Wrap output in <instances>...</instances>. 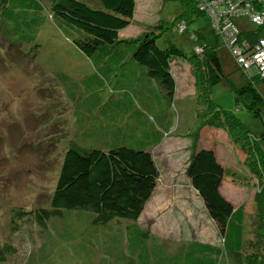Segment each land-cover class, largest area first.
<instances>
[{
	"label": "trees",
	"instance_id": "1",
	"mask_svg": "<svg viewBox=\"0 0 264 264\" xmlns=\"http://www.w3.org/2000/svg\"><path fill=\"white\" fill-rule=\"evenodd\" d=\"M165 1H180L186 7L192 1V11L211 21L213 30L227 49L226 41L216 31L211 16L200 11L201 0ZM92 2L0 0L1 32L10 44L26 51L28 58L39 61L45 72V59L40 63L44 28L52 26L60 34L54 35L61 43V46L57 44L58 50L62 48L53 54V59L60 58L54 67L57 70L56 85L63 90L76 118L71 123L74 138H69L71 134L68 132L59 136L69 140V144L50 207L27 212L13 209L14 232H17L19 222L27 217L47 231L52 222L74 214L79 221L70 230L66 228L69 223L63 226L67 233L60 236L71 244L68 251L74 256L70 260L76 262L74 264H152L151 258L154 264H264L262 239L256 255L244 257V207H234L223 196L221 185L229 174L218 161L216 152L199 150L197 141L192 148L187 177L204 201L210 218L217 224L222 245L192 241L172 253L164 248L157 234L141 225L140 220L160 176L150 148L160 144L173 128L169 116L166 112L164 114L156 99L158 88L164 93L165 109L169 111L175 105L177 91L172 74L173 61L181 59L191 64L198 58L195 52L188 56L175 44L166 48L159 45L158 39L166 31V27L160 24L162 21L153 31L137 38H122L121 33L135 20L137 0ZM255 8L262 10L261 6ZM235 22L241 29L239 47L245 56L248 52L242 42L258 44L264 39V24L257 26L246 16L237 17ZM180 25L188 28V24L181 19L175 27L184 33ZM191 39L195 40V36L192 35ZM203 46L202 69L196 70V76L199 103L205 111L198 114L199 127L194 138L204 131L202 137L211 140L217 130H227L242 162L262 179L264 159L253 154L250 140L254 138L264 143V130L260 136L253 135L233 114L215 104L211 96L216 86L229 85L237 103L245 99L249 111L264 127V95L257 88V82H264V78L256 67L242 68L233 51L229 50L231 57L226 59L220 48ZM76 53L83 54L84 59L75 56ZM228 60H233L245 76L247 82L244 85L234 87L229 83L224 67ZM119 74L121 86H124L121 104L111 100L115 88L112 83L114 78L119 79ZM253 78L256 81H251ZM152 82L158 87L151 89L155 98L145 103L136 88L140 84L153 85ZM96 112L103 114L107 123L98 122V116L95 118L98 121L93 120ZM117 116V124L125 132L112 130L117 125L112 122ZM107 124H112L111 130L105 127ZM255 202L259 213L264 215V183ZM98 250L101 251L99 258ZM16 254L17 249L11 242L0 243V264H5ZM119 256L125 259L121 260Z\"/></svg>",
	"mask_w": 264,
	"mask_h": 264
},
{
	"label": "rangeland",
	"instance_id": "2",
	"mask_svg": "<svg viewBox=\"0 0 264 264\" xmlns=\"http://www.w3.org/2000/svg\"><path fill=\"white\" fill-rule=\"evenodd\" d=\"M86 1L93 3L92 0ZM213 1V5L217 7L219 0ZM138 2L139 7L142 4L141 14L136 18L138 23L126 32L127 35L143 30L145 24L147 26L162 21L159 23L166 27V31L158 39L160 46L166 48L175 44L188 56L196 53L198 60L190 64L191 71L188 74L194 80L192 90L194 88L195 94L192 101L195 120L199 121L198 114L205 111V107L203 109L198 99L196 70L202 69L203 45L219 48L222 40L216 35L207 17L192 11V1L189 9L187 7L190 4L186 7L180 1L138 0ZM181 19L188 24V28L181 27L184 33L175 28ZM54 35L60 36L56 29L49 26L44 28L41 36L44 46L40 63L45 59V72L39 61L28 58L26 51L19 50L21 47L10 44L0 30V243L11 242L17 249V254L9 258L5 264L76 263L70 261L74 257L69 254L70 250L68 251L71 244L64 242L60 236L67 233L63 229L67 223L70 224L66 227L68 229L75 226L79 221L77 215L70 214L65 219L52 222L47 231L39 228L28 217L19 222L17 232H14L15 224L12 223L13 209L27 212L39 207H50L69 144V140L59 138L65 134L64 124L69 117L70 104L63 90L56 85L57 70H54V67L56 60L60 58L53 59L55 56L53 54L59 53L62 48L58 50L57 44L61 46V43L57 42ZM192 35L195 36V40L191 39ZM44 37H49L50 40L47 41ZM224 67L229 83L234 87L247 82L233 60L226 61ZM178 77L180 78V75ZM251 81L254 82L256 79ZM189 82L183 84L185 88L183 92L189 93L191 86ZM257 88L264 95L263 81L257 82ZM211 99L222 109L233 114L253 135L262 134L264 130L262 122L249 111L245 99L237 103L236 95L229 85L216 86ZM186 104L189 105V102ZM181 105L183 103L176 102L174 107L176 115L174 128L178 130L171 134L170 139L168 138L161 148L153 151L158 161L160 175L157 194L147 204L140 220L141 225L156 233L163 241L164 248L172 253L190 241L222 245L217 224L211 220L187 177L192 148L195 141L199 142L201 135L195 139L196 126L193 127L194 124L185 126L183 118H179L180 110L186 109ZM220 130L221 136L216 135L215 140L212 138L209 141L214 142L217 148L222 147L226 153V156L223 154L224 157L221 158L225 160L229 174L225 180L228 186H224V193L229 198L227 200L236 208L244 207L246 241L244 257L256 255V248L261 239L263 242L261 250L264 254V215L259 213L255 202V196L260 193L264 177L261 179L250 166L242 162L229 132L225 129ZM227 138L232 145L227 144L229 143ZM174 141L177 144L173 146ZM229 145L233 147L230 149L231 155L227 153ZM250 146L253 154L264 159L263 142L252 138ZM97 255L99 258L100 250ZM119 258L125 259L124 256ZM151 259L154 264L153 258Z\"/></svg>",
	"mask_w": 264,
	"mask_h": 264
},
{
	"label": "crops",
	"instance_id": "3",
	"mask_svg": "<svg viewBox=\"0 0 264 264\" xmlns=\"http://www.w3.org/2000/svg\"><path fill=\"white\" fill-rule=\"evenodd\" d=\"M138 1V0H137ZM141 6H142V4H141ZM141 6L139 7V2H138V5H137V11H136V16H135V20H134V22H133V24L129 27V28H127L125 31H123L122 33H121V36H122V38H124V39H133V38H137L138 36H141V35H143V34H145V33H147V32H151V31H153L156 27H158V25H159V22L160 21H157V22H155V24L153 23V24H150V25H147L146 26V24L145 25H143V26H145V28L143 29V30H138V32L137 33H133L132 35H127L126 34V32H128V30L131 28V27H133V25H136V23H138V21H136V18H137V16L139 15V14H141ZM144 11H145V9H144ZM215 47H217V46H215ZM219 48H220V50H221V52L223 53V55L225 56V58L226 59H230V53H229V51L224 47V45H223V42H222V45H220L219 46ZM75 56H77V57H79V58H81V59H84V56H83V54H81V53H76L75 54ZM141 70V69H140ZM191 71V67H190V64L188 63V62H186L185 60H181V59H177V60H174L173 61V63H172V74H173V76H174V78H175V80H176V84H177V91H176V97H175V104H176V102H180V103H183V105H181V107L182 108H186V109H182V110H180V112H179V118L181 119V117L183 118V121H184V123H185V126H186V124H188V125H191V124H194V126L193 127H195L196 126V128L198 129V127H199V122L198 121H196L195 120V109H194V106H193V101H192V97H193V95L195 94V91H194V88H193V90H192V83H193V77L191 76V75H189L188 74V72H190ZM178 75H180V78L178 77ZM119 79H117V78H114V83H112V84H114V87L115 88H113L114 89V92H113V95H112V98H111V100H112V102L113 103H117V102H119L120 104L122 103L121 102V100L123 99V93H122V89L124 88V86H121V80H120V78H121V76H120V74H119V77H118ZM192 80V81H191ZM190 81V82H189ZM189 82V85H191L190 86V90H189V93L188 92H183L184 91V85H186L187 83ZM152 83H154L153 85L152 84H143V85H141L140 84V86H138L137 88H136V91H137V93L138 94H140V98H142V101H144L145 103L146 102H149V101H151L153 98H155V97H153V92L151 91V89H153V88H155V87H157V84L155 83V82H152ZM184 84V85H183ZM158 88V87H157ZM97 90V89H96ZM96 90H93V91H96ZM158 93H157V101L159 102V104L161 105L160 106V108H162V109H164V114H165V112L167 113V115L169 116V122L171 123V124H173V128H172V131H171V133L169 134V135H167V136H165L164 138H163V140H162V142L160 143V144H157V145H155V146H153V147H151L150 148V152H151V154H152V156H153V159L155 160V163H156V165H157V168H158V161H156V158H155V156H154V154H153V151L154 150H157V149H159V148H161L162 146H163V144L164 143H166V141L168 140V138L170 139V136H171V134L175 131H177L178 130V128L176 129V128H174V123H175V110H174V106H172V108L169 110V111H167L165 108H166V106H165V96H164V93H163V91L162 90H160L159 88H158ZM122 93V94H121ZM184 93V94H183ZM186 102H189V105L188 104H186ZM185 103V104H184ZM158 110V108L155 110V112ZM158 112V111H157ZM156 112V113H157ZM97 113V112H96ZM160 113H162V110L160 111ZM94 115V114H93ZM97 116H98V118L100 119V121H98V120H96L95 118H97ZM120 116V115H119ZM119 116H117L116 117V120H113L112 122H114V124H117V121L119 120L118 118H119ZM93 120H95V121H98V122H104V124L105 123H107V119H106V117L105 116H103V114H95L94 115V117L92 118ZM67 121H66V124H64L65 125V130L63 131V132H65V133H69V134H71V135H69V138H74V134H73V132H72V130H71V123L73 122V120L74 121H76V118H75V115L73 114V111H72V108H71V105H70V113H69V117L66 119ZM196 121V122H195ZM113 124V125H114ZM70 125V126H69ZM112 126V124H107V125H105V127L106 128H108V129H110V127ZM185 128V127H184ZM189 129V128H188ZM111 130V129H110ZM112 130H115V131H120V130H122L121 128H120V126L117 124V125H114L113 126V129ZM184 130V129H183ZM123 132H125L124 130H122ZM220 131L221 130H217V132H216V134H215V136L213 137L214 139L213 140H215L216 139V135H220L221 136V134H220ZM187 132V131H186ZM204 132V131H203ZM203 132L201 133V137H199V142H197V146H198V149L199 150H202V149H210V150H214L215 152H216V156H217V159H218V161L220 162V164L227 170V166L225 165V160L223 159V157L224 156H226V153L223 151V148L222 147H219V148H217V146H215V143L214 142H212V141H209V140H207L206 138H203L202 137V134H203ZM67 133V134H68ZM118 133H120V132H118ZM225 136H227V135H225ZM227 142H229V143H227V144H230V145H232V143L228 140V138H227ZM174 144H173V146L174 145H176L177 143H176V141H174L173 142ZM210 143H213V144H210ZM229 145V146H230ZM227 147V146H226ZM231 148H233V147H229V148H227V150L229 151V152H227V153H229L230 155H231ZM223 154H225L224 156H223ZM191 155V154H190ZM221 156H223L222 158H221ZM222 159V160H221ZM228 169H229V167H228ZM230 169H232V168H230ZM236 169V168H235ZM233 171V170H232ZM227 178V177H226ZM224 179L223 180V183H222V185H221V192H222V194H223V196L226 198V199H229L228 198V196H226L225 195V193H224V186H228V184L226 183V181L225 180H227V179ZM193 189V188H192ZM194 190V189H193ZM195 191V190H194ZM196 192V191H195ZM197 193V192H196ZM156 194H157V190H155V193L153 194V197H152V199L150 200V202L155 198V196H156ZM198 194V193H197ZM198 197L201 199V197L199 196V194H198ZM201 201L203 202V204H204V206H205V203H204V201L201 199ZM149 202V203H150ZM148 203V204H149ZM212 220V219H211ZM213 221V220H212ZM156 234V233H155ZM191 242V241H190ZM187 243H189V242H187ZM204 243V242H203Z\"/></svg>",
	"mask_w": 264,
	"mask_h": 264
},
{
	"label": "built area",
	"instance_id": "4",
	"mask_svg": "<svg viewBox=\"0 0 264 264\" xmlns=\"http://www.w3.org/2000/svg\"><path fill=\"white\" fill-rule=\"evenodd\" d=\"M213 2V0H201L200 11L211 16L216 31L226 41L227 48L238 57V62L243 65L242 68L250 70L252 67H256L263 77L264 39H260L258 44L254 45L248 41L242 42L244 49L248 52L243 56L244 51L239 47L242 37L241 29H238V23L235 20L239 16H246L250 17L257 26L263 25L264 0H251L250 2L248 0H219L217 7L213 5ZM255 6H261L262 10L259 11Z\"/></svg>",
	"mask_w": 264,
	"mask_h": 264
}]
</instances>
